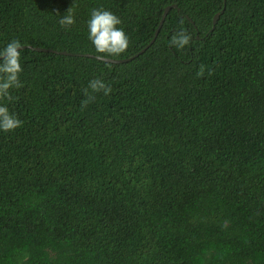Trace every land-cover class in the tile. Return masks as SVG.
Returning a JSON list of instances; mask_svg holds the SVG:
<instances>
[{
  "label": "trees",
  "instance_id": "1",
  "mask_svg": "<svg viewBox=\"0 0 264 264\" xmlns=\"http://www.w3.org/2000/svg\"><path fill=\"white\" fill-rule=\"evenodd\" d=\"M94 7L121 18L124 53L91 48ZM11 38L0 264H264V0H0ZM93 78L111 92L82 108Z\"/></svg>",
  "mask_w": 264,
  "mask_h": 264
},
{
  "label": "clouds",
  "instance_id": "2",
  "mask_svg": "<svg viewBox=\"0 0 264 264\" xmlns=\"http://www.w3.org/2000/svg\"><path fill=\"white\" fill-rule=\"evenodd\" d=\"M75 22L71 8L67 9V14L60 16L57 21L61 27L71 26ZM121 24V18L115 13L101 7L91 8L87 19L84 21L87 40L91 48L101 56H114L124 53L129 47V36L123 27H118ZM191 39L192 37L183 28H180L169 38L168 44L171 48L181 50L190 45ZM22 47L23 44L18 38H11L3 46H0V133L12 132L22 124V121L15 112L10 111L6 103L14 99L11 90L23 86V81L20 79L23 72L20 51ZM98 92L108 95L111 92V87L100 78L90 79L87 88L84 89L83 94L86 99L81 102V107H85L94 100V94Z\"/></svg>",
  "mask_w": 264,
  "mask_h": 264
},
{
  "label": "water",
  "instance_id": "3",
  "mask_svg": "<svg viewBox=\"0 0 264 264\" xmlns=\"http://www.w3.org/2000/svg\"><path fill=\"white\" fill-rule=\"evenodd\" d=\"M171 8H176V5L175 4H171V5H168V6H166V7H164V10H163V13H162V16H161V19H160V21H159V24H158V27L156 28V30H155V32H154V37L150 40V42L143 48V49H141L138 53H136L134 56H136V55H138L139 53H141V52H143L146 48H148L149 47V45L154 41V39H155V37H156V35H157V33H158V30H159V28H160V26L162 25V23H163V21H164V19H165V16H166V14L168 13V11L171 9ZM223 10V9H222ZM222 10L220 11V12H222ZM220 12H218V13H216L214 16H213V19H212V23L214 24L215 23V21L218 19V17H219V14H220ZM28 48H32V47H30V46H27ZM22 48H24V46L22 47ZM33 49H35V50H39V51H49V52H52V50L51 49H45V48H39V47H33ZM59 53H61V54H70V53H68V52H64V51H61V52H59ZM76 55H79V54H76ZM80 55H83V56H86V57H94L93 55H90V54H80ZM133 57V56H132ZM96 59H98V60H103V61H107V62H114V63H116V62H124V61H126V60H128L129 58H131V57H129V58H124V59H109V58H103V57H95Z\"/></svg>",
  "mask_w": 264,
  "mask_h": 264
}]
</instances>
